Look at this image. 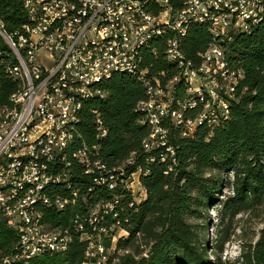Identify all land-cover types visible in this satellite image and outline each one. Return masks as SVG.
I'll return each instance as SVG.
<instances>
[{
	"label": "built area",
	"instance_id": "1",
	"mask_svg": "<svg viewBox=\"0 0 264 264\" xmlns=\"http://www.w3.org/2000/svg\"><path fill=\"white\" fill-rule=\"evenodd\" d=\"M179 1L24 0L30 21L15 41L0 22V37L17 61L8 69L20 80V88L10 97L12 106L0 110V220L17 230L15 251L0 255V264H30L43 251L66 248L69 236L47 228L40 205L49 202L46 186L65 181L75 161L85 164L94 184L123 187L137 201L144 197L139 177L148 173L147 168L118 182L123 168L94 158L95 146L83 145L71 159L66 152L83 100L104 97L106 92L97 84L113 71L138 70L139 49L153 35L165 36V57L175 63L176 73L166 77L162 70L152 81L139 70L147 98L138 107L150 124L143 139L144 149L152 152L147 161L157 157L176 162L171 127L188 137L200 125L212 127L228 118L229 100L235 98L243 77L242 69L228 57L229 44L236 33L248 31L263 17L264 0ZM191 22L206 23L213 36L198 65L180 48ZM197 104L201 108L192 112ZM118 200L117 196L101 203V211L106 213ZM64 202L56 200V205ZM102 231L108 235L105 227ZM94 247L90 242L86 251L94 260L82 264L106 261L103 246L96 245L97 257Z\"/></svg>",
	"mask_w": 264,
	"mask_h": 264
},
{
	"label": "trees",
	"instance_id": "2",
	"mask_svg": "<svg viewBox=\"0 0 264 264\" xmlns=\"http://www.w3.org/2000/svg\"><path fill=\"white\" fill-rule=\"evenodd\" d=\"M29 21L24 0H0V22L14 41ZM212 38L206 23L191 22L180 42L185 58L198 65L200 53ZM229 45L230 61L243 71L235 98L229 100V116L212 127L198 126L188 137L171 127L175 163L157 157L147 161L152 152L144 149L143 139L150 132V124L138 107L147 98L139 70H145L144 77L152 81L162 70L166 77L176 73L175 63L165 57V36L153 35L142 44L138 70H115L98 82L106 93L83 100L66 155L71 159L72 152L83 145L95 146L94 158L108 167L123 168L118 182L138 168H147L148 173L139 177L145 195L137 201L123 187L109 189L94 184L85 164L75 161L65 181L46 186L49 202L40 205L41 221L47 228H58L69 236L66 248L62 252L43 251L32 257L30 264L91 262L94 258L86 255L90 242L108 248L110 234H115L113 228L109 229L112 225L127 231L122 238L116 235L117 249L133 246L140 238L147 249L146 253L126 252L117 264H209L205 246L199 242L202 232L191 220L200 218L217 200L221 185L232 189L220 201L221 223L264 206V15L248 31L236 33ZM16 63L11 48L0 37V110L12 106L10 97L20 88V80L8 69ZM200 108L197 104L192 112ZM98 127L105 130L104 135ZM117 196L113 208L102 212L100 204L112 202ZM56 200L65 202L59 207ZM93 211L95 219L89 223ZM103 227L109 236L103 233ZM16 231L0 220V255L15 251ZM240 257L237 264H264V226ZM109 263L110 258H106L103 264Z\"/></svg>",
	"mask_w": 264,
	"mask_h": 264
},
{
	"label": "rangeland",
	"instance_id": "3",
	"mask_svg": "<svg viewBox=\"0 0 264 264\" xmlns=\"http://www.w3.org/2000/svg\"><path fill=\"white\" fill-rule=\"evenodd\" d=\"M231 192L230 186L222 184L216 194L217 200L206 208L200 218L191 220L195 228L202 232L199 242L201 246H205L209 264H237V260L241 258L240 254L250 243H254L258 231L264 226V206L241 212L231 220L225 218L222 223L220 222V201ZM113 229L115 234L111 237L110 245L101 252V255L105 253L106 258H110L109 264H117L120 257L126 252L131 254L140 250L144 253L147 252L145 243L141 238L133 246L117 249L114 242L116 235L122 238L126 231L119 226H114ZM92 250L95 257L100 255V251L95 250V247Z\"/></svg>",
	"mask_w": 264,
	"mask_h": 264
},
{
	"label": "bare ground",
	"instance_id": "4",
	"mask_svg": "<svg viewBox=\"0 0 264 264\" xmlns=\"http://www.w3.org/2000/svg\"><path fill=\"white\" fill-rule=\"evenodd\" d=\"M127 71V70H126ZM139 74V73H138Z\"/></svg>",
	"mask_w": 264,
	"mask_h": 264
}]
</instances>
